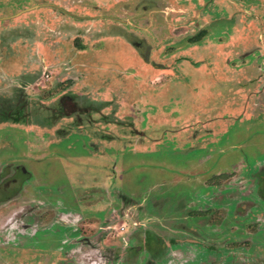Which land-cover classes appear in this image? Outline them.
<instances>
[{
    "label": "rangeland",
    "instance_id": "obj_1",
    "mask_svg": "<svg viewBox=\"0 0 264 264\" xmlns=\"http://www.w3.org/2000/svg\"><path fill=\"white\" fill-rule=\"evenodd\" d=\"M7 110L0 264H264V0H0Z\"/></svg>",
    "mask_w": 264,
    "mask_h": 264
},
{
    "label": "trees",
    "instance_id": "obj_2",
    "mask_svg": "<svg viewBox=\"0 0 264 264\" xmlns=\"http://www.w3.org/2000/svg\"><path fill=\"white\" fill-rule=\"evenodd\" d=\"M3 103H5L6 104V106L7 107H4V108H10V106H9V103L7 102V100H3ZM2 109V108H1ZM11 110V109H10ZM0 114L1 115H4L5 116V119H11L12 121H15V120H17L15 117L17 116V114H15V112H14V114L12 113V114H10V112L7 110L6 112H5V114L4 113H2V112H0ZM21 115H22V113H21ZM20 115V116H21ZM19 116V117H20Z\"/></svg>",
    "mask_w": 264,
    "mask_h": 264
},
{
    "label": "flooded vegetation",
    "instance_id": "obj_3",
    "mask_svg": "<svg viewBox=\"0 0 264 264\" xmlns=\"http://www.w3.org/2000/svg\"><path fill=\"white\" fill-rule=\"evenodd\" d=\"M25 113H26V112H25ZM259 168H260V167H259ZM259 168L257 169V171H259V172L261 171V172H262V170L259 169ZM261 172H260V173H261ZM258 178H259V177L256 175V173H253V174H251V176H250V179H251L252 181L256 182V185H258L257 183H258V180L260 179V178H259V179H258Z\"/></svg>",
    "mask_w": 264,
    "mask_h": 264
}]
</instances>
